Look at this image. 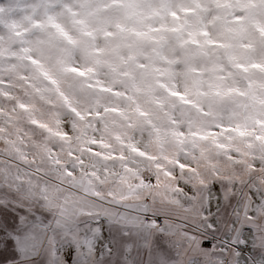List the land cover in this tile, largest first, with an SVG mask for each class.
I'll return each mask as SVG.
<instances>
[{
    "label": "clouds",
    "instance_id": "obj_1",
    "mask_svg": "<svg viewBox=\"0 0 264 264\" xmlns=\"http://www.w3.org/2000/svg\"><path fill=\"white\" fill-rule=\"evenodd\" d=\"M0 264H264V0H0Z\"/></svg>",
    "mask_w": 264,
    "mask_h": 264
}]
</instances>
